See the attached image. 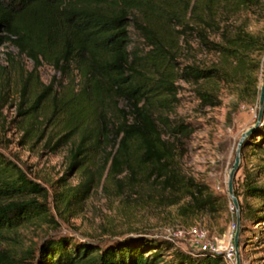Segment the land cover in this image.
<instances>
[{
	"label": "trees",
	"instance_id": "obj_1",
	"mask_svg": "<svg viewBox=\"0 0 264 264\" xmlns=\"http://www.w3.org/2000/svg\"><path fill=\"white\" fill-rule=\"evenodd\" d=\"M256 9L264 14V0H0V46L12 47L35 67L46 64L67 79L73 75V82L78 79V85L54 94L47 109L49 119L55 118L77 136L75 155L94 150L111 138L116 144L113 170L119 172L135 162L150 165L152 176L165 190L190 198L188 208H205L214 204V198L204 195L201 185L190 182V188L181 183L173 167V143L160 131L170 128L173 135L183 137L186 128L182 124L170 127L168 119L154 114L173 108L179 79L231 84L257 106L264 34L250 33L233 21ZM219 13L228 16L222 25L216 20ZM194 15L197 29L190 27L187 18ZM130 28L145 44L144 50L131 47ZM207 29L216 30V39H210ZM181 36L193 38L215 54L218 65L206 70L176 66ZM197 95L203 104H218L204 89ZM262 146L264 118L246 138L241 152ZM87 187V183L78 187L76 194ZM242 187L244 197L264 204V186L246 176ZM42 192L0 152V236L47 212L43 203L31 198L44 196ZM176 203L177 199L170 202ZM245 213L250 222L264 226L262 205ZM17 264L226 263L221 254L187 253L175 250L168 240L126 235L105 247L68 237L48 239L29 261Z\"/></svg>",
	"mask_w": 264,
	"mask_h": 264
},
{
	"label": "rangeland",
	"instance_id": "obj_2",
	"mask_svg": "<svg viewBox=\"0 0 264 264\" xmlns=\"http://www.w3.org/2000/svg\"><path fill=\"white\" fill-rule=\"evenodd\" d=\"M227 17L219 13L216 20L222 25ZM187 18L190 27L197 29V16ZM234 20L250 33L264 34V14L259 9ZM206 31L210 39H216V30ZM130 32L131 47L144 50L145 44L133 28ZM176 63L178 67L193 65L206 70L218 65V57L193 38L181 36ZM73 78L63 77L46 64L35 67L12 47L0 46V152L42 188L44 196L31 198L47 208L40 218L0 236V264L29 261L44 241L60 237L105 247L126 235H145L168 240L175 250L187 253H197L191 245L195 228L204 231L212 243L227 241L233 217L228 174L241 134L255 122L258 104L242 96L238 87L216 80L175 82V105L168 111H156L154 116L168 119L170 127L182 124L186 128L183 137L173 135L170 128H160L163 138L173 143V167L185 187L191 188L190 182L201 185L204 195L214 198L212 206L188 208L190 198L165 190L152 176L150 165L135 162L130 168L122 166L119 172L113 170L116 144L111 138L94 150L75 155L77 136L55 118L49 119L47 112L54 94L78 85V79L73 82ZM262 78L263 69L259 90ZM200 89L213 94L218 104H203L197 95ZM246 176L255 185L264 186V146L240 151L233 182L241 205L237 209L239 231L244 227L238 242L241 264H264V226L250 222L245 213L260 205L264 209V204L243 196ZM86 183L87 189L76 194ZM176 199V204H170ZM224 261L235 264V258Z\"/></svg>",
	"mask_w": 264,
	"mask_h": 264
},
{
	"label": "water",
	"instance_id": "obj_3",
	"mask_svg": "<svg viewBox=\"0 0 264 264\" xmlns=\"http://www.w3.org/2000/svg\"><path fill=\"white\" fill-rule=\"evenodd\" d=\"M264 118V67H263V78L260 86V92H259V97H258V110L256 114V119L254 124L246 129L240 137V140L238 141L237 148H236V153H235V159L234 163L229 170L228 174V181H227V192L228 196L231 199V203L234 205L236 209H238L239 203L237 198L234 195V189H233V182L235 175L239 169V163H240V151L242 148V145L246 138L254 131V129L261 123L262 119ZM239 216H238V225H239ZM238 239H239V229L236 231L234 239H233V244L235 248V264H241L240 260V255H239V248H238Z\"/></svg>",
	"mask_w": 264,
	"mask_h": 264
},
{
	"label": "built area",
	"instance_id": "obj_4",
	"mask_svg": "<svg viewBox=\"0 0 264 264\" xmlns=\"http://www.w3.org/2000/svg\"><path fill=\"white\" fill-rule=\"evenodd\" d=\"M229 211L232 214V221L229 227L228 240L221 244H215L209 241L206 237V233L200 229H194L193 238L191 241L192 247L200 252H210L214 254H221L224 260L232 261L235 258V248L233 239L236 231L239 229L238 225V211L232 203H230Z\"/></svg>",
	"mask_w": 264,
	"mask_h": 264
}]
</instances>
